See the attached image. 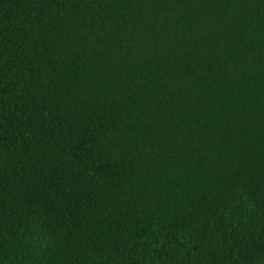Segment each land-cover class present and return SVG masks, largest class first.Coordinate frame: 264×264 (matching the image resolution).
I'll use <instances>...</instances> for the list:
<instances>
[{
  "label": "trees",
  "instance_id": "obj_1",
  "mask_svg": "<svg viewBox=\"0 0 264 264\" xmlns=\"http://www.w3.org/2000/svg\"><path fill=\"white\" fill-rule=\"evenodd\" d=\"M0 264H264V0H0Z\"/></svg>",
  "mask_w": 264,
  "mask_h": 264
}]
</instances>
